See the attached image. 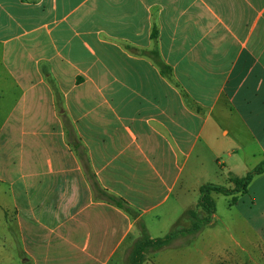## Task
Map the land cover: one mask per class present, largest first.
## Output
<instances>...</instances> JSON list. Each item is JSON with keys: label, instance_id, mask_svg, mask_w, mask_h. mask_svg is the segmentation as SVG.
I'll use <instances>...</instances> for the list:
<instances>
[{"label": "crops", "instance_id": "crops-1", "mask_svg": "<svg viewBox=\"0 0 264 264\" xmlns=\"http://www.w3.org/2000/svg\"><path fill=\"white\" fill-rule=\"evenodd\" d=\"M262 160L264 0H0V205L27 261L26 242L119 264L206 165L228 180ZM262 185L243 195L264 222Z\"/></svg>", "mask_w": 264, "mask_h": 264}, {"label": "rangeland", "instance_id": "rangeland-1", "mask_svg": "<svg viewBox=\"0 0 264 264\" xmlns=\"http://www.w3.org/2000/svg\"><path fill=\"white\" fill-rule=\"evenodd\" d=\"M205 169L206 174L202 173L201 176L202 182L208 181L231 186L226 175L220 176V167L215 162L214 165H206ZM263 186L258 190L254 188L256 195L264 193ZM212 196L215 201V212L208 224L195 234H179L160 249L146 252L142 264H256L249 260V255L258 258L263 245L258 239V231L252 227L257 226L258 223L264 226L263 219L254 215L257 206L249 208L250 199L247 195H237L233 202H231V196L219 193H214ZM198 199L199 192L197 191L186 194L185 199L180 203L178 201V204L169 199L166 206L143 217L145 225L141 228L145 229L148 236L156 238L172 230L188 227L190 225L189 209L204 215V212L197 206ZM3 200L10 205L11 200L2 199L0 195V201ZM263 202L264 199L258 196V206L264 204ZM4 210L6 209L0 205V264H32L31 261H27V256L23 251L25 248L23 249L20 238H18L19 233L13 220V210L9 209L6 217H4ZM183 210L186 211L184 216H181ZM258 218H261V222ZM137 228L138 237L140 225ZM26 245L39 260L38 264H77L78 262V258L71 252V249L64 246L56 249L51 245L37 248L31 247L28 242ZM130 249L131 246L124 250L119 264H128ZM45 257H48V260ZM86 264H93V262ZM110 264H116L115 260Z\"/></svg>", "mask_w": 264, "mask_h": 264}, {"label": "trees", "instance_id": "trees-1", "mask_svg": "<svg viewBox=\"0 0 264 264\" xmlns=\"http://www.w3.org/2000/svg\"><path fill=\"white\" fill-rule=\"evenodd\" d=\"M264 173V160L257 163L253 168L248 170L242 176H235L229 178L231 186H225L213 182H205L199 187V199L197 206L204 212L201 215L193 209L188 210V216L190 218V225L185 228H178L166 233L162 237L152 238L147 235L144 228L140 227L139 236L133 242L128 255V264H142L145 258V253L150 250H158L161 247L169 244L179 234H195L204 225L208 224L215 212V201L213 198L214 193H219L225 196H231V202L235 201L237 195H243L246 193L248 185L252 179L259 174ZM96 187V186H95ZM98 191L99 188L96 187ZM101 193L106 200L114 203L118 207L122 208L129 214L133 215L130 207H128L121 199L106 193L101 190Z\"/></svg>", "mask_w": 264, "mask_h": 264}]
</instances>
